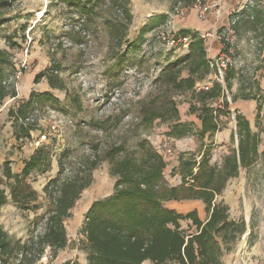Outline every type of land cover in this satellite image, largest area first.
Masks as SVG:
<instances>
[{"label": "rangeland", "instance_id": "1", "mask_svg": "<svg viewBox=\"0 0 264 264\" xmlns=\"http://www.w3.org/2000/svg\"><path fill=\"white\" fill-rule=\"evenodd\" d=\"M85 1L87 9L94 7L87 15L65 0H0V81L9 91L0 103V189L8 198L0 206V228L13 247L0 263L81 264L87 256L88 209L115 192L116 163L126 156L139 158L148 142L162 155L171 187L192 184L203 160L218 171L236 153V173L215 202L227 205L232 219L244 220L246 230L223 257L233 253L235 260L241 249L254 264H264V31L246 26L243 18L231 24L232 14L241 17L246 4L264 11V0H200L209 7L204 20L192 9L197 0H130V20L111 0ZM178 6L188 12L179 15ZM161 15L167 19L140 42L141 29ZM198 24L211 28L200 30ZM182 29L204 35L208 59L226 55L232 62L223 72L222 95L206 102L217 116L213 134L201 135L198 117L200 86L209 75L196 63L181 62L192 42L177 41L184 37ZM214 40L224 49L216 56L210 51ZM39 73H48L60 88L50 86L49 75L35 82ZM31 94V119H17L11 111ZM237 114L244 115L256 137L249 161H239ZM178 124L186 127L183 134L174 133ZM43 136L51 163L27 177L36 199L24 210L10 197L12 181L4 177V166L9 162L14 173H21L35 153L31 143ZM182 161L195 163L185 179ZM78 172L93 180L65 220L68 245L55 251L41 241L57 194L49 184ZM164 204L184 214L196 209L207 218L201 199ZM180 224L185 234L196 232L190 220Z\"/></svg>", "mask_w": 264, "mask_h": 264}, {"label": "trees", "instance_id": "2", "mask_svg": "<svg viewBox=\"0 0 264 264\" xmlns=\"http://www.w3.org/2000/svg\"><path fill=\"white\" fill-rule=\"evenodd\" d=\"M69 5L80 8L86 15L93 12L94 7L87 9L85 0H65ZM92 1V0H89ZM104 0H95V4ZM117 4L130 20L128 8L130 0H111ZM194 1V0H192ZM95 6V5H94ZM239 16V15H238ZM241 17L232 14L235 26L243 18L245 25L253 30L264 31V11L256 4H246L241 9ZM166 15L145 25L139 34L142 42L144 35L155 26L163 23ZM184 36H192L190 51L181 62L196 63V69L203 67L210 75L212 69L208 59L204 38L190 29L180 31ZM264 33V32H263ZM224 49H222V52ZM230 72V70H229ZM0 72V76H1ZM48 73L36 75L35 82L48 76ZM52 88H60L49 75ZM193 82V81H191ZM223 87L215 83L209 91H200L199 100L202 106L198 115L201 120V135L213 134L218 130L217 116L213 108L207 106L209 99L222 95ZM9 95L6 86L0 81V103ZM34 94L26 103L20 105L11 114L17 119H24L34 108ZM226 104V102H225ZM228 104V101H227ZM237 133L240 135L239 161L244 162L255 153L256 137L251 133L249 122L244 115L237 114ZM175 134L184 133L186 127L178 124ZM61 171L64 164L60 161ZM51 163L50 150L43 146L37 148L28 160L21 173H14L9 162L4 166V177L9 183L10 197L21 209L27 210L36 199V192L27 181L31 172L45 168ZM195 163L181 162L183 179L193 173ZM166 163L155 148L148 142L141 146L140 157L126 156L117 162L113 173L118 175L115 192L92 203L86 213L83 233L86 238L87 264H142L150 260L153 264L167 261H179L183 264H223L225 252L232 250L246 230L244 220L236 221L230 217L229 207L224 203H216L215 198L221 194L229 178L235 175L238 168L236 153L225 159L220 170L208 166L203 160L198 172L193 176V183L171 187L164 179ZM92 175L80 176L79 172L64 179L56 178L49 186L56 188L53 208L46 218V227L41 241L44 245L58 251L68 245L65 220L71 216V210L79 200L82 192L91 185ZM185 183V180H183ZM48 186V187H49ZM48 187L46 188L48 190ZM54 190V189H53ZM5 189H0V206L7 202ZM201 199L205 204L207 218L203 220L198 211L186 214L164 203L170 200ZM181 220H190L196 232L185 234L181 229ZM12 241L8 234L0 228V256L4 258L12 252ZM0 264H8L1 259Z\"/></svg>", "mask_w": 264, "mask_h": 264}, {"label": "built area", "instance_id": "3", "mask_svg": "<svg viewBox=\"0 0 264 264\" xmlns=\"http://www.w3.org/2000/svg\"><path fill=\"white\" fill-rule=\"evenodd\" d=\"M194 11H196L197 16L201 19L204 20L207 18V13L209 10V7L206 6L205 4H203L200 0H197L195 2V4L193 5L192 8ZM185 11H187L184 7H180L178 6L176 8V12L181 15L184 16L185 15ZM188 12V11H187ZM235 19L231 22L232 25L235 24ZM204 36V35H203ZM190 39H192V36H184L180 39H178L177 41L185 46L189 45V41ZM177 41H172V43H176ZM223 53V52H221ZM232 65V62L230 60L229 57H227L226 55H220L218 57V59H216L215 61H212L210 59V66L212 71H215V73L211 74L208 76V78L201 84L200 89L203 91H209L210 89L213 88L214 84L219 82L222 83L224 80V74L223 72L227 69H229V67ZM218 70V72H217ZM31 118L30 117H26L24 120H26V122H28ZM52 128L55 130L56 127L53 125ZM45 138V136L42 137V139H37L34 140L32 144V146L35 147V149L43 146L44 142L43 139ZM167 146V145H165ZM168 151L170 152L171 150L168 149ZM236 258L235 260H233V264H254L253 262H251L246 254L245 251H242L241 249L238 250V252L236 253ZM163 264H183L179 261L173 260V261H167L166 263ZM188 264V263H186Z\"/></svg>", "mask_w": 264, "mask_h": 264}, {"label": "crops", "instance_id": "4", "mask_svg": "<svg viewBox=\"0 0 264 264\" xmlns=\"http://www.w3.org/2000/svg\"><path fill=\"white\" fill-rule=\"evenodd\" d=\"M207 26H208V24L205 25L204 27L201 26L200 24H198L197 28L200 29V30H207V29L211 28L210 27L211 25L209 26L210 28L207 27ZM201 35H203V34L201 33ZM210 45H211L210 51H211V55L212 56H216L217 54H220V52H221V44H220L219 41H217V40L216 41L215 40L211 41ZM172 208H174V207H172ZM198 212H199V215H200V211H198ZM233 260H234L233 253H230L229 255H226V257H223V259H222L223 264H233ZM81 264H87V256L85 257V260ZM142 264H153V263L150 260H146Z\"/></svg>", "mask_w": 264, "mask_h": 264}]
</instances>
